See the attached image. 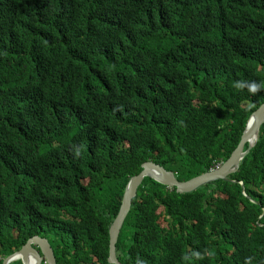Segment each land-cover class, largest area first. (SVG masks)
Listing matches in <instances>:
<instances>
[{
  "label": "trees",
  "instance_id": "obj_1",
  "mask_svg": "<svg viewBox=\"0 0 264 264\" xmlns=\"http://www.w3.org/2000/svg\"><path fill=\"white\" fill-rule=\"evenodd\" d=\"M242 79L264 81V0H0V264L34 236L57 264H109L143 164L189 181L237 148L264 104ZM228 180L189 194L144 180L120 263L264 264V125Z\"/></svg>",
  "mask_w": 264,
  "mask_h": 264
},
{
  "label": "water",
  "instance_id": "obj_2",
  "mask_svg": "<svg viewBox=\"0 0 264 264\" xmlns=\"http://www.w3.org/2000/svg\"><path fill=\"white\" fill-rule=\"evenodd\" d=\"M264 125V104L251 115L247 121L246 128L241 141L231 156L219 166L208 172L199 175L189 181H179L173 172L165 170L163 167L145 163L142 166V172L131 179L129 182L122 202L120 212L110 228V250L109 264H121L117 259V243L124 225V222L131 210L132 201L137 197L138 189L141 187L144 179L149 178L170 189H175L178 194H189L196 190L212 184L217 181H229L228 177L235 174L246 158L256 146L261 127ZM253 138L255 141L253 142ZM36 247L39 248V252ZM21 260L23 264H57L54 251L47 239L39 236L32 237L14 255L8 257L3 264H11Z\"/></svg>",
  "mask_w": 264,
  "mask_h": 264
},
{
  "label": "clouds",
  "instance_id": "obj_3",
  "mask_svg": "<svg viewBox=\"0 0 264 264\" xmlns=\"http://www.w3.org/2000/svg\"><path fill=\"white\" fill-rule=\"evenodd\" d=\"M188 17V22L186 23V27H191L194 29V31L196 33H201L203 31H205L207 29V24L205 23V20L196 13H189L186 15ZM232 87L237 91V92H244L246 90L247 94L250 96H255L260 92H264V81H257V80H246V79H242V80H237L234 81L232 84ZM249 107L251 108L252 106L249 105ZM74 150H75V154L77 156L80 155V151L81 149L84 147L83 145H80L79 148H76V146H73ZM150 163V162H148ZM223 163V162H221ZM220 163V164H221ZM154 164V163H153ZM220 164H218L217 166H219ZM144 165V164H143ZM142 165V166H143ZM216 166V167H217ZM215 167V168H216ZM165 169V168H164ZM214 169V168H213ZM166 170V169H165ZM142 172V171H141ZM170 172V171H169ZM138 176V175H137ZM136 177V176H135ZM132 179V178H131ZM149 179V178H146ZM144 179V180H146ZM131 181V180H130ZM129 181V182H130ZM144 182V181H143ZM129 184V183H128ZM143 184V183H142ZM162 185V184H161ZM128 186V185H127ZM142 186V185H141ZM127 188V187H126ZM170 189V188H168ZM139 190V189H138ZM126 191V190H125ZM125 194V192H124ZM138 194V193H137ZM124 197V195H123ZM123 202V199H122ZM121 207H122V203H121ZM120 207V209H121ZM132 208V207H131ZM131 211V210H130ZM120 212V211H119ZM130 213V212H129ZM119 214V213H118ZM129 215V214H128ZM118 216V215H117ZM128 217V216H127ZM117 218V217H116ZM127 219V218H126ZM116 220V219H115ZM114 220V221H115ZM126 221V220H125ZM114 223V222H113ZM125 223V222H124ZM113 225V224H112ZM111 225V226H112ZM124 226V225H123ZM111 228V227H110ZM123 229V228H122ZM109 233H110V229H109ZM35 237V236H34ZM109 248H110V244H109ZM37 251L39 252V248L36 247ZM40 253V252H39ZM14 255V254H13ZM211 255V253L207 252V250H204L203 252L201 251H197V250H192L190 252V254L185 255L182 259L184 261H201L203 260L206 256ZM12 256V255H11ZM55 256V255H54ZM118 259V258H117ZM6 260V259H5ZM4 260V261H5ZM21 261V260H18ZM22 262V261H21ZM4 263V262H3ZM14 263V262H13ZM45 263V262H44ZM12 264V263H11ZM46 264V263H45ZM134 264H146V261L143 257H141L139 254H137V256L135 257L134 260ZM244 264H253V257L252 256H246L245 260H244Z\"/></svg>",
  "mask_w": 264,
  "mask_h": 264
},
{
  "label": "bare ground",
  "instance_id": "obj_4",
  "mask_svg": "<svg viewBox=\"0 0 264 264\" xmlns=\"http://www.w3.org/2000/svg\"><path fill=\"white\" fill-rule=\"evenodd\" d=\"M255 141V139L253 138V142Z\"/></svg>",
  "mask_w": 264,
  "mask_h": 264
}]
</instances>
